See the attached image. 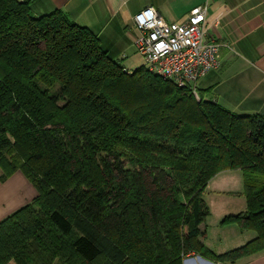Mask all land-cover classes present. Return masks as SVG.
Returning a JSON list of instances; mask_svg holds the SVG:
<instances>
[{
	"label": "trees",
	"instance_id": "16d2710c",
	"mask_svg": "<svg viewBox=\"0 0 264 264\" xmlns=\"http://www.w3.org/2000/svg\"><path fill=\"white\" fill-rule=\"evenodd\" d=\"M206 91L127 69L60 10L0 0V180L21 171L37 190L0 220V264H237L264 251V114ZM225 170L242 172L247 202L230 219L256 235L213 254L203 191Z\"/></svg>",
	"mask_w": 264,
	"mask_h": 264
},
{
	"label": "crops",
	"instance_id": "0c3cea01",
	"mask_svg": "<svg viewBox=\"0 0 264 264\" xmlns=\"http://www.w3.org/2000/svg\"><path fill=\"white\" fill-rule=\"evenodd\" d=\"M21 1L29 3L35 16L62 11L70 21L95 33L109 55L124 53L132 47L139 35L133 18L143 9L153 7L164 20L182 22L191 9L206 4L205 26L220 44V65L197 81V89L207 90L205 97L208 100L231 112L264 114V0ZM216 20L218 24L214 25ZM222 172L217 173L210 183L216 180L228 183L231 179ZM14 181L19 183L17 191L10 187ZM36 195V188L21 171L0 180V220L30 203ZM195 260H199L197 256L187 262L192 264ZM7 264L15 263L10 261ZM201 264L206 263L201 261ZM237 264H264V251Z\"/></svg>",
	"mask_w": 264,
	"mask_h": 264
},
{
	"label": "built area",
	"instance_id": "2783aa9c",
	"mask_svg": "<svg viewBox=\"0 0 264 264\" xmlns=\"http://www.w3.org/2000/svg\"><path fill=\"white\" fill-rule=\"evenodd\" d=\"M206 13L203 4L191 9L184 21L168 22L147 7L133 18L139 30L134 43L144 68L181 87L189 86L196 97L197 81L220 65V44L206 29Z\"/></svg>",
	"mask_w": 264,
	"mask_h": 264
},
{
	"label": "rangeland",
	"instance_id": "374dc122",
	"mask_svg": "<svg viewBox=\"0 0 264 264\" xmlns=\"http://www.w3.org/2000/svg\"><path fill=\"white\" fill-rule=\"evenodd\" d=\"M109 56L116 61L119 60V63L127 69L136 70L143 66L142 57L137 52L134 41L132 47L127 48L124 53H114ZM223 173L231 179L228 183L221 180L210 183L211 179L203 191V198L207 203L209 215L204 223L207 236L201 241L204 248L213 254L224 253L242 246L256 235L253 230H241L237 222L230 219L231 216L246 211L247 202L244 194L242 172L239 170H227ZM10 187L13 188L12 191H17L19 183L14 181ZM196 256L199 255L191 254L184 260H190ZM201 258V261H208V259ZM201 261L195 260L192 264H201Z\"/></svg>",
	"mask_w": 264,
	"mask_h": 264
},
{
	"label": "water",
	"instance_id": "95a60500",
	"mask_svg": "<svg viewBox=\"0 0 264 264\" xmlns=\"http://www.w3.org/2000/svg\"><path fill=\"white\" fill-rule=\"evenodd\" d=\"M198 257V259L199 260H201L202 258L200 257V256H197ZM188 260L186 259V260H184V264H188V262H187ZM204 262H206V263H208V264H212L211 262H208V261H204Z\"/></svg>",
	"mask_w": 264,
	"mask_h": 264
},
{
	"label": "bare ground",
	"instance_id": "6f19581e",
	"mask_svg": "<svg viewBox=\"0 0 264 264\" xmlns=\"http://www.w3.org/2000/svg\"><path fill=\"white\" fill-rule=\"evenodd\" d=\"M203 263H206V262H204V261H202Z\"/></svg>",
	"mask_w": 264,
	"mask_h": 264
}]
</instances>
